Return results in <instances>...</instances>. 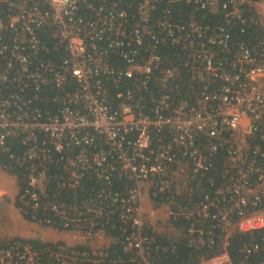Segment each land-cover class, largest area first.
<instances>
[{"label":"built area","instance_id":"obj_1","mask_svg":"<svg viewBox=\"0 0 264 264\" xmlns=\"http://www.w3.org/2000/svg\"><path fill=\"white\" fill-rule=\"evenodd\" d=\"M184 2L224 20H173ZM0 168L74 240L8 241L0 264H166L176 222L197 249L221 231L194 264H264V0H0Z\"/></svg>","mask_w":264,"mask_h":264},{"label":"trees","instance_id":"obj_2","mask_svg":"<svg viewBox=\"0 0 264 264\" xmlns=\"http://www.w3.org/2000/svg\"><path fill=\"white\" fill-rule=\"evenodd\" d=\"M126 1H136V0H126ZM166 7V5H160L158 7V11L157 14H160L161 11ZM171 10V17H174L173 20L175 21H188L191 17H194L197 21L203 23V24H217L219 22H222L224 20V15L223 14H215L212 12H209V10H199V9H195V7L189 3H180L178 5H172L170 7ZM164 11V10H163ZM251 29L248 28L246 29L245 32H241V29L238 27L235 29L234 34L238 36V38H248L251 31ZM165 50L169 53H173V49H171V46L166 45ZM15 144H18V142L16 141ZM16 150L18 151L21 148H18L16 145ZM90 182V181H88ZM22 184H24L22 181L21 183L19 182V185L21 186V190L22 191ZM88 184V183H87ZM118 186V185H117ZM83 189V190H82ZM87 189V185L85 184L84 187H80L78 190V195H76L77 198H81V196L83 195V193L86 191ZM19 191V192H20ZM54 188H52L50 190V194H53L54 192ZM69 193H64L61 198L62 200H68L67 197H69L68 195ZM71 195V194H70ZM20 197V194L17 195V200H16V206L19 208L20 207V199L18 198ZM73 197V195H72ZM26 218L31 220V217L28 215ZM174 226L178 229L181 230L180 235L178 237V239H173L168 237L165 234H160L157 236V241H159V243L161 244H165L166 246L169 247V250L167 252H165L163 255L164 257H166L165 259V263L166 264H194L196 261H198L201 257L204 256H211L212 254H214L215 252L218 251V248L221 247L222 243H223V238L220 235L221 231H218V236L216 237V243L213 246L212 249H209V247L207 245H205L203 248L197 249L195 247H191L188 245L187 243V226L180 224L179 222L174 223ZM107 234L110 236V238H112V242L110 243L109 246V251L111 253V255H116L119 253H122V241L124 240V235L122 233V230L119 228H108L107 229ZM22 240V241H28L29 243H31L35 248H42L45 247L47 245H50V242L47 241H43L41 239H32V238H23V237H16L14 239L9 240L10 242L14 241V240ZM244 235L243 234H235L233 235L230 239H229V245H228V251L230 253V255L232 256V258L238 262L242 256L243 253L241 252V247L243 246L244 243H246L247 241H244ZM175 241V242H173ZM9 242V243H10ZM7 243H3L0 244V247L6 245ZM174 247V250H172V248ZM212 250V251H211Z\"/></svg>","mask_w":264,"mask_h":264},{"label":"rangeland","instance_id":"obj_3","mask_svg":"<svg viewBox=\"0 0 264 264\" xmlns=\"http://www.w3.org/2000/svg\"><path fill=\"white\" fill-rule=\"evenodd\" d=\"M14 175L13 172L3 171L0 168V244L7 243L9 240L21 236L32 239L38 238L47 242L74 241L73 233L71 232L43 228L37 224L30 223L27 219L28 222L23 219V215H21L19 208L15 205L20 185L19 181L18 184L11 181L10 178L15 177ZM6 184H8L7 188L2 186ZM18 198L20 199V197ZM160 227L164 229V227ZM170 236H176L175 232H170ZM111 242L112 238L104 237L98 243L100 245L104 243V245L109 246Z\"/></svg>","mask_w":264,"mask_h":264},{"label":"crops","instance_id":"obj_4","mask_svg":"<svg viewBox=\"0 0 264 264\" xmlns=\"http://www.w3.org/2000/svg\"><path fill=\"white\" fill-rule=\"evenodd\" d=\"M4 171V170H3ZM11 179V181H13V182H15V183H17L18 184V180L15 178V177H13V178H10ZM17 180V181H16ZM3 187H5V188H7L8 187V184H6V185H2ZM20 188H21V186H20ZM19 188V190H18V195H19V191L21 190ZM3 191V190H2ZM3 192H5V191H3ZM5 193H7V192H5ZM22 215V214H21ZM23 219L26 221V222H28L24 217H23ZM175 227V226H174ZM175 229L177 230V231H181V230H178L176 227H175ZM187 230V229H186ZM170 232H172V231H174L173 229H170L169 230ZM21 236V235H20ZM21 237H23V238H26V236H21ZM168 237H170V238H173V239H178V237H179V235H176V236H168ZM29 238V237H28ZM188 241V240H187Z\"/></svg>","mask_w":264,"mask_h":264}]
</instances>
